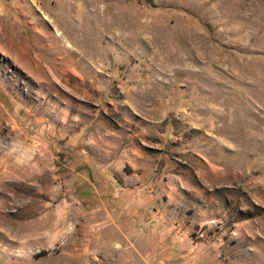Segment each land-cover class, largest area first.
Wrapping results in <instances>:
<instances>
[{
	"label": "rangeland",
	"instance_id": "1",
	"mask_svg": "<svg viewBox=\"0 0 264 264\" xmlns=\"http://www.w3.org/2000/svg\"><path fill=\"white\" fill-rule=\"evenodd\" d=\"M0 264H264V0H0Z\"/></svg>",
	"mask_w": 264,
	"mask_h": 264
},
{
	"label": "bare ground",
	"instance_id": "2",
	"mask_svg": "<svg viewBox=\"0 0 264 264\" xmlns=\"http://www.w3.org/2000/svg\"><path fill=\"white\" fill-rule=\"evenodd\" d=\"M56 35L61 36V32H56Z\"/></svg>",
	"mask_w": 264,
	"mask_h": 264
}]
</instances>
